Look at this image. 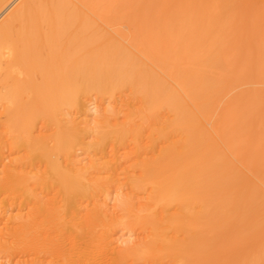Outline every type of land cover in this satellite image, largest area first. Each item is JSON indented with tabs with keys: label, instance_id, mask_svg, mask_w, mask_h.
Here are the masks:
<instances>
[{
	"label": "bare ground",
	"instance_id": "1",
	"mask_svg": "<svg viewBox=\"0 0 264 264\" xmlns=\"http://www.w3.org/2000/svg\"><path fill=\"white\" fill-rule=\"evenodd\" d=\"M12 2L0 0V13ZM0 86L6 145L25 151L3 167L0 191L33 205L0 230L3 256L264 264V0H21L0 22ZM125 89L138 103L123 121L109 108L84 127L60 118L83 111L85 98L115 101ZM39 120L58 131L35 136ZM89 133L95 143L85 142ZM108 145L113 158L104 160ZM78 150L100 156L82 166ZM125 162L140 174L129 176ZM39 163L44 172L31 176ZM53 185L61 205L36 193ZM125 186L146 197L123 195L116 214L103 197ZM120 228L145 240L117 250Z\"/></svg>",
	"mask_w": 264,
	"mask_h": 264
},
{
	"label": "rangeland",
	"instance_id": "2",
	"mask_svg": "<svg viewBox=\"0 0 264 264\" xmlns=\"http://www.w3.org/2000/svg\"><path fill=\"white\" fill-rule=\"evenodd\" d=\"M20 1L21 0H15V2H12V4L9 5L10 7L8 6V8H7L8 10L7 9L6 10H3L4 12L3 13L2 12L0 13V14H2V15H0V20L2 21V19L4 17H6L20 3ZM250 1H256V0H250ZM1 89L2 88L0 86V91H1ZM131 91L132 90L125 89L124 92H122V95L121 94L119 95V97H121V98H117V100H115V101L110 100L108 98H100V97H98L96 95H92L91 97L85 98V100H83V104L85 103L84 104V108L82 109L83 111L80 112V110H78V111L77 110H74V111L73 110H70V112H69L68 110H65V113H67V114L66 115H61L60 118L61 117H62V119L64 118V121L66 119L69 120L70 118L75 119V120H78V121H80L79 122L80 123L79 124L80 127H84L85 126V123L84 122H89V123L91 122L92 124H95L94 122H95V118H96V116H97V114L99 112L98 110L104 109V108H109V109H117L120 112L122 111L121 112L122 115H121L120 119L123 121V120H125V113L127 112V109L129 107L135 106L138 103L137 102L138 101L137 99L134 100V98L131 97V96L134 97L133 92H131ZM131 103H133V104H131ZM0 105L2 106V107H0V119H1L0 120V142L2 143V145H4V146L0 145V148H1L0 151L2 153V156L0 157L1 158L0 159V162H1V164H0V182H1L4 179V176H5V172H4L5 169L3 167L6 166L5 168L12 169L14 167V166H12V164L15 163V161L17 162V160L21 159L23 157L22 155H25V151H21V150H20L21 152L20 151H17V150L16 151H10V148H8L9 146L6 145L7 142H8V139L10 140V135H11V134H9L10 130L7 129L8 127H6V126H8V124H6V123H9V121H8L9 118L7 119L8 116L5 115L6 114L5 112H3V111H5V109H4L5 105L4 106L2 104H0ZM3 113H5V114H3ZM71 113H73V114H71ZM68 114H71V116L68 115ZM65 116H68V118L65 117ZM164 117L166 118L167 115L164 116ZM39 121H37V123H36L37 127H35L36 130L34 131V135L35 136H38V137L39 136H42V137L44 136V137H47L48 138L49 136H52L54 133H56L58 131L56 124H54V123H51L50 124L49 122H47V124H46L45 123L46 121H43V120L42 121L39 120ZM81 121H82V123H81ZM66 122L67 121H65L64 123H66ZM38 125H39V127H38ZM51 125H53V126H51ZM45 126H46V128H45ZM55 126H56V128H55ZM52 129H54V130H52ZM1 134H3V135L1 136ZM4 136L6 137L5 139L7 141H5V139L3 138ZM85 137H86V140H85L86 143H95L97 141V137L95 136V134H92V133H89L87 135L85 134ZM4 141L6 143H4ZM49 142L52 145L54 141L53 140H50ZM159 147L160 146H157V149L158 150H159ZM5 148H6L7 151L5 150ZM110 148L111 147L108 145L107 146V152L109 154L104 157V160H108L109 158H113L112 157L113 155H112V153L110 151L111 150ZM128 148L127 147L126 148H122V150L119 152V154L121 155V160L123 162H124V160L126 158L130 157L129 156V153L131 152V148L132 147L129 146ZM8 149H9V151H8ZM4 150H5L6 153L4 152ZM150 155L148 157H150ZM91 156H92V158H99L100 155L99 154H96L95 152H93L91 154H87L86 152H84V150H78V151L75 152V159H78L79 161H81V164L80 165H82V166L83 165H87V163H90L91 162V159H92ZM127 166H128V163H126L123 167H126L127 169H129V172H130L129 173L130 175L128 174L129 176H131L134 172H135L134 173L135 175H137V174L139 175L140 174L137 169H134V168H131V167L128 168ZM45 168H46V164H44V163L43 164L42 163L40 164L39 163L35 169H33L31 171H28V172H30V175L31 176L33 175L35 177V176H38L39 174L41 175L44 172ZM120 177H121V182L125 183L127 181V176H126L125 173H121L120 174ZM33 187L34 186H32V188ZM40 189L41 188H38L36 190V193L39 194L40 197H47V198H44L46 200H49V199L53 198L54 195L55 196H59V199L60 200L63 199L62 192H60L61 191V188L58 185H53V189H50L51 191L45 190V193L48 196H46V194L42 191V189L41 190ZM0 192H1V194H0V217H1L0 218V230H5V229L7 230L8 227H13L14 224H15V222L18 221L20 218L27 219L29 217V215L30 216L32 215V211H33L32 210V207H33V205L31 203L30 204L27 203L26 200H25V198L20 197V195H18V194H12L10 192L7 193V191L4 192V190H2V189H1ZM52 193H54V194H52ZM127 193H131L132 196L135 195V200H137L138 203H143L144 200H145L144 198L146 197V194L145 193H141L142 195H140V193L138 194V193H135L134 191H132L131 188H130V186H125L122 190H120V191L113 190V192L109 196H107V197L104 196L103 197L104 199H106L105 200V204L107 205V208H109L110 210L114 211V213L119 214V212H118L119 199L123 195H126ZM144 194H145V196L142 197ZM11 198H12V200H14V198L17 199L18 204L17 205H14V206H11L9 208L8 207L6 208L5 205H4V203L6 202V200H7V202H11L12 201ZM140 200H142V202ZM20 202H22L23 204L21 205ZM87 203L86 202L83 203V205L86 207V209H91V208L94 207L93 202L91 204L88 203L91 207ZM61 204H62V200L60 202V205ZM87 206H89V207H87ZM3 214H4V217H3ZM27 214H29V215H27ZM3 223H4V226H3ZM9 223H10V225H9ZM5 225H7V228H5ZM143 234H144V236H143ZM145 236H146V234L143 233V231L141 232V230H137L136 232L135 231L133 232V231L126 230V229H123V228L117 229L116 234H115V238L117 239L115 247H116L117 250H120V249L123 250L127 246V244H129L131 246V245H134V243L144 241L145 240ZM1 237H3V236L0 234V238ZM1 239H4V238H1ZM2 241L4 243L5 239L4 240H0V242H1L0 243V246H1V244L3 245ZM5 242L7 243V241H5ZM20 255L19 256H13L11 258H8V257L3 256L2 253H1V251H0V263L2 262L3 264H19V263L20 264H23L25 261L26 262H29V261L32 262L33 261V257H31V256L22 255V257H21ZM45 264H49V263H45Z\"/></svg>",
	"mask_w": 264,
	"mask_h": 264
}]
</instances>
